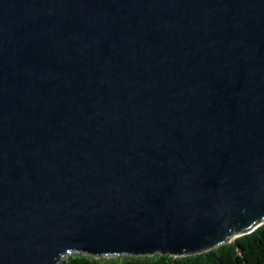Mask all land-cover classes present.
<instances>
[{"label": "water", "instance_id": "water-1", "mask_svg": "<svg viewBox=\"0 0 264 264\" xmlns=\"http://www.w3.org/2000/svg\"><path fill=\"white\" fill-rule=\"evenodd\" d=\"M263 223L264 0H0V264Z\"/></svg>", "mask_w": 264, "mask_h": 264}, {"label": "trees", "instance_id": "trees-1", "mask_svg": "<svg viewBox=\"0 0 264 264\" xmlns=\"http://www.w3.org/2000/svg\"><path fill=\"white\" fill-rule=\"evenodd\" d=\"M65 264H264V223L250 233L199 254L93 256L71 253Z\"/></svg>", "mask_w": 264, "mask_h": 264}, {"label": "rangeland", "instance_id": "rangeland-1", "mask_svg": "<svg viewBox=\"0 0 264 264\" xmlns=\"http://www.w3.org/2000/svg\"><path fill=\"white\" fill-rule=\"evenodd\" d=\"M69 255H70V254H69ZM69 255H68V256H69ZM68 256L65 257V260H66V258H67Z\"/></svg>", "mask_w": 264, "mask_h": 264}]
</instances>
